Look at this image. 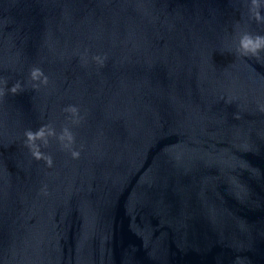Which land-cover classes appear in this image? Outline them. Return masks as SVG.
Listing matches in <instances>:
<instances>
[{"label": "water", "instance_id": "obj_1", "mask_svg": "<svg viewBox=\"0 0 264 264\" xmlns=\"http://www.w3.org/2000/svg\"><path fill=\"white\" fill-rule=\"evenodd\" d=\"M250 6L0 0V264H264V51L238 50L264 35ZM42 125L51 167L26 146Z\"/></svg>", "mask_w": 264, "mask_h": 264}, {"label": "clouds", "instance_id": "obj_2", "mask_svg": "<svg viewBox=\"0 0 264 264\" xmlns=\"http://www.w3.org/2000/svg\"><path fill=\"white\" fill-rule=\"evenodd\" d=\"M264 8V2L262 0H251V6L249 11L251 12L253 9L254 11V19L257 22L264 23V15L261 14V9ZM240 53L242 55H249L251 54L252 56H258L261 51H264V35L256 34L253 35L252 33L245 32L239 39V49ZM94 59L100 63L101 65L103 64V60L97 56L94 57ZM30 78L33 81H40L43 84L48 83V78L47 76L44 75V72L40 68H32L30 70ZM42 78V79H41ZM35 87V86H34ZM22 90V86L20 82L15 83L9 91L12 94H17L19 91ZM0 94H3L0 92ZM65 112H70L73 117H76L78 114V108L75 106H69L66 109H64ZM74 123H78V120H74ZM25 137H26V146L29 148L31 151L32 155L37 159L44 158L47 161V164L49 167L52 166V159L50 156H44V154L40 150V146L37 145L36 141H42L45 146L48 145V137L54 136L55 132L54 130L48 126V125H42L39 127L36 131L32 130H27L25 132ZM59 140L61 142H64L65 140L67 141L64 146L67 148L69 147L73 141H74V136L73 134L69 131L67 127H65L62 131V134L59 136ZM71 155L74 159L79 157V152L77 151H72Z\"/></svg>", "mask_w": 264, "mask_h": 264}]
</instances>
